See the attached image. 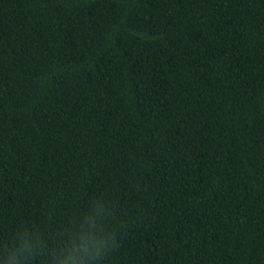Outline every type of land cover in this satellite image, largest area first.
Instances as JSON below:
<instances>
[{
  "label": "trees",
  "instance_id": "1",
  "mask_svg": "<svg viewBox=\"0 0 264 264\" xmlns=\"http://www.w3.org/2000/svg\"><path fill=\"white\" fill-rule=\"evenodd\" d=\"M0 264H264V0H0Z\"/></svg>",
  "mask_w": 264,
  "mask_h": 264
}]
</instances>
